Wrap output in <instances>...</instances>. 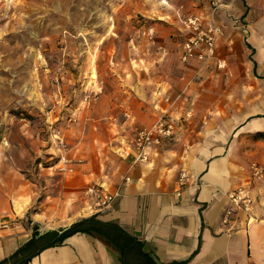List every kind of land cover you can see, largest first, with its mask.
Here are the masks:
<instances>
[{
    "label": "crops",
    "instance_id": "obj_1",
    "mask_svg": "<svg viewBox=\"0 0 264 264\" xmlns=\"http://www.w3.org/2000/svg\"><path fill=\"white\" fill-rule=\"evenodd\" d=\"M150 48V58L126 61L91 108L76 110L73 164L51 174L38 211L30 213L32 194L0 189V264H264V181L242 171L255 158L264 163V144L245 138L264 132V105L223 109L215 76L173 78L172 45ZM161 117L173 136L138 161L135 131ZM92 187L118 197L91 213ZM241 187L252 208L224 225L228 195ZM75 226L64 239L60 232Z\"/></svg>",
    "mask_w": 264,
    "mask_h": 264
},
{
    "label": "rangeland",
    "instance_id": "obj_2",
    "mask_svg": "<svg viewBox=\"0 0 264 264\" xmlns=\"http://www.w3.org/2000/svg\"><path fill=\"white\" fill-rule=\"evenodd\" d=\"M193 17L220 31L210 59L184 60ZM157 44L178 53L171 77L215 76L223 109L264 105V0H0V189L32 194L30 213L38 211L51 174L73 164L76 110L91 108L126 61L150 58ZM245 138L264 144V132ZM254 165L264 163L242 171Z\"/></svg>",
    "mask_w": 264,
    "mask_h": 264
},
{
    "label": "built area",
    "instance_id": "obj_3",
    "mask_svg": "<svg viewBox=\"0 0 264 264\" xmlns=\"http://www.w3.org/2000/svg\"><path fill=\"white\" fill-rule=\"evenodd\" d=\"M187 28L193 36L185 43L184 60L198 56L200 60L210 59L215 53L216 39L220 35L217 27H202L199 18H189L186 22ZM174 124L165 117H161L156 124L149 128H142L135 131L133 136V147L137 153V160L141 162L148 161L149 151L154 146L160 145L164 140L169 139L174 134ZM70 161H65V163ZM64 170V168H61ZM252 176L258 181L264 180V166L254 165L252 167ZM188 180L187 174L181 176L182 185ZM86 195L93 198L95 202L90 206L89 212H103L107 210L118 195L110 194L103 187H92L86 191ZM231 207L226 211L223 219L224 225H229L232 216L237 211L249 213L252 208L253 200L247 195V190L243 187L237 189L234 193L228 195Z\"/></svg>",
    "mask_w": 264,
    "mask_h": 264
},
{
    "label": "trees",
    "instance_id": "obj_4",
    "mask_svg": "<svg viewBox=\"0 0 264 264\" xmlns=\"http://www.w3.org/2000/svg\"><path fill=\"white\" fill-rule=\"evenodd\" d=\"M77 232H79V230H77V227H72L69 231H67L65 234L62 235V237L65 239L73 234H76Z\"/></svg>",
    "mask_w": 264,
    "mask_h": 264
},
{
    "label": "water",
    "instance_id": "obj_5",
    "mask_svg": "<svg viewBox=\"0 0 264 264\" xmlns=\"http://www.w3.org/2000/svg\"><path fill=\"white\" fill-rule=\"evenodd\" d=\"M70 229H71V228H67V229L61 231L60 234L63 235V234H65L67 231H69Z\"/></svg>",
    "mask_w": 264,
    "mask_h": 264
},
{
    "label": "bare ground",
    "instance_id": "obj_6",
    "mask_svg": "<svg viewBox=\"0 0 264 264\" xmlns=\"http://www.w3.org/2000/svg\"><path fill=\"white\" fill-rule=\"evenodd\" d=\"M257 29V28H256ZM257 38V37H256Z\"/></svg>",
    "mask_w": 264,
    "mask_h": 264
}]
</instances>
